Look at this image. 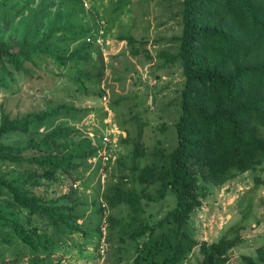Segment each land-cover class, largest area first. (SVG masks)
I'll return each instance as SVG.
<instances>
[{
	"label": "trees",
	"instance_id": "1",
	"mask_svg": "<svg viewBox=\"0 0 264 264\" xmlns=\"http://www.w3.org/2000/svg\"><path fill=\"white\" fill-rule=\"evenodd\" d=\"M181 5L177 52L167 59L179 62L183 77L176 146L162 168L133 164L136 182L144 186L141 193L113 185L105 195L109 207L125 205L132 213L144 212L143 207L151 204L162 207L167 192L175 198L172 208L157 211L163 212L157 220L133 217L119 234L121 243L135 246L131 264H183L195 248L201 257L198 264H228L231 252L244 242L251 194L264 185L255 176V186L239 200L241 218L216 240L197 241L191 219L201 207L204 187H220L264 167V0H182ZM53 32L50 29L35 42L1 41L0 83L16 76L42 80L45 61L60 74L68 64L88 60L77 50L65 53L54 48ZM74 82L83 89L79 75ZM62 112L76 109L60 104L20 118H10L3 110L0 114V243L21 244L31 256L30 264L50 257L54 246L52 232L36 228V222L52 231L83 232L77 223L82 219L77 212L80 203L71 185L78 180L76 171L98 147L87 138L73 141L77 131L63 126L40 139L30 137L24 145L7 144L5 139L34 132ZM143 156V145H137L134 160ZM64 183L71 184L67 193L48 196L53 185ZM151 186L156 187L155 194L146 192ZM107 221L110 226L119 223L111 217ZM240 264H264V243L254 255H242Z\"/></svg>",
	"mask_w": 264,
	"mask_h": 264
},
{
	"label": "rangeland",
	"instance_id": "2",
	"mask_svg": "<svg viewBox=\"0 0 264 264\" xmlns=\"http://www.w3.org/2000/svg\"><path fill=\"white\" fill-rule=\"evenodd\" d=\"M181 3L182 0H0V42L23 38L35 42L53 29L54 48L65 53L77 50L88 59L68 64L60 74L51 61H45L41 65L42 80L27 81L16 76L13 81L0 83V114L3 110L10 118L60 104L76 109V113L62 112L43 122L34 132L10 134L5 143L24 145L30 137L40 139L52 128L63 126L77 131L72 134L73 141L87 138L98 147L94 157L76 171L77 181L53 185L48 191L49 197L57 198L67 193L70 185L76 190L80 203L77 212L82 215L77 223L83 232L63 228L52 231L43 222H36V228L52 232L54 242L51 256H41L39 264H131L135 246L121 243L119 234L133 217L157 220L163 214H157L159 209L175 205V198L167 192L162 207L151 204L143 207L144 212L132 213L125 205L109 207L105 195L113 185L141 193L144 186L136 182L133 164L162 168L165 156L176 146L175 123L180 114L183 77L179 62L167 59L177 52ZM75 31L77 36H73ZM78 75L83 89L74 82ZM141 144L144 156L135 161L137 145ZM255 176L264 180V167L223 186L204 187L201 207L191 219L197 241L216 240L241 218L239 200L255 186ZM145 190L156 193L154 186ZM251 196L242 231L244 242L231 252L228 264H240L242 255H254L264 243V185ZM110 217L119 223L110 226ZM200 260L195 248L183 264H198ZM30 263L31 256L21 244L0 243V264Z\"/></svg>",
	"mask_w": 264,
	"mask_h": 264
},
{
	"label": "built area",
	"instance_id": "3",
	"mask_svg": "<svg viewBox=\"0 0 264 264\" xmlns=\"http://www.w3.org/2000/svg\"><path fill=\"white\" fill-rule=\"evenodd\" d=\"M105 140H107V139H105ZM107 160V159H106Z\"/></svg>",
	"mask_w": 264,
	"mask_h": 264
}]
</instances>
